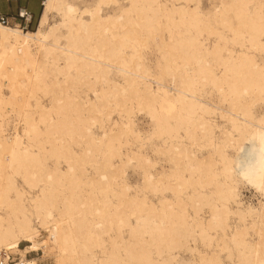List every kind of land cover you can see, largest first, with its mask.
<instances>
[{"label":"bare ground","instance_id":"obj_1","mask_svg":"<svg viewBox=\"0 0 264 264\" xmlns=\"http://www.w3.org/2000/svg\"><path fill=\"white\" fill-rule=\"evenodd\" d=\"M193 1L125 0L122 5L119 0H93L80 7L72 0H43L34 29L0 22V77L11 88L20 74L17 86L29 96L40 94L33 104L14 100L17 86L8 96L0 94V170L6 168L0 182V206L5 208L0 251L17 248L18 264H36L24 255L47 242L56 252L53 264H264V193L240 182L233 170L238 157L259 167L264 113L255 107L264 104V0H220L209 11ZM111 4L120 6L103 12ZM156 13L165 19L160 21ZM54 15L59 18L51 22ZM159 21L167 29L158 52L167 53L161 70L170 75L168 81L143 65L137 50L136 35ZM125 25L115 39L113 28ZM81 78L93 99L78 90L71 97L55 95ZM98 79L104 89L95 87ZM41 94L49 95V105L39 100ZM110 101L123 105L127 115L134 107L147 114L151 129L146 137L163 138L171 162L167 171L150 172L152 164L139 149L122 151L123 128L134 139L140 137L131 129L130 117L117 130L112 131L113 121L99 136L92 132L91 123L99 120L93 112ZM70 104L74 116L66 119ZM9 108L21 124L13 132L3 127ZM66 135L77 138L69 143ZM50 137L54 143L46 148ZM73 144H81V151H74ZM97 153L98 159L93 158ZM51 154L66 161L65 169L58 160L46 165ZM132 161L144 167V187L154 191L167 186L175 201L161 196L157 208L145 191L127 195L123 174ZM88 162L96 163V174L82 179ZM63 186L67 193L59 198ZM240 187L254 190L257 203L244 206ZM173 204L179 209L174 211ZM205 209L208 218L200 216ZM123 225L129 229L127 239L120 236ZM40 227L48 235L37 242ZM107 231L114 235L102 237ZM197 237L203 246L214 241L218 249L209 254L196 249ZM21 241L26 244L18 248ZM179 248L192 257H181Z\"/></svg>","mask_w":264,"mask_h":264},{"label":"rangeland","instance_id":"obj_2","mask_svg":"<svg viewBox=\"0 0 264 264\" xmlns=\"http://www.w3.org/2000/svg\"><path fill=\"white\" fill-rule=\"evenodd\" d=\"M72 1L73 2L75 1L74 3L78 4L80 7H82L84 5H89V4H91L93 2V0H72ZM119 1L121 2L122 5L125 4V0H119ZM219 1L220 0H199L198 6H199L200 10L209 11V10L212 9V7L214 5H216V4L218 5ZM42 2H43V0H0V15H7L8 16V18H9L8 25H10V26H16V27H18V28H20L22 30H28V29L32 30V29H34L36 27L37 20H38V17H39L41 8H42ZM119 6H120V4H118V5L117 4H114V5L111 4L109 6H105V7H103V12H114V11H117ZM23 9H26L27 11H30L32 13V15H33L32 21L30 23H28L27 25L25 23H23V20L19 21L18 19L15 18V14H17V12L19 10H23ZM153 14L155 15V13H153ZM156 14H158V13H156ZM154 15H152V16L155 17ZM157 16L159 17L161 15L158 14ZM12 17H14V18H12ZM162 17L163 16H161L160 21H163L165 19V17H163V18ZM58 18L59 17L57 15H54L53 17L51 16L50 17V21L53 22L54 20H58ZM135 18H138V17H136V15H135ZM160 21H159V23L155 22L154 29L153 28H151L150 30L146 29V30L143 31V33L136 35V37L138 38V40L140 42V45L137 47V50H138L139 54L142 55V59L139 58V60L144 63L143 65L147 64L146 67L148 68V66H149L152 73H157V75H159V76L161 75L160 77L162 78L163 81H168V78H170V75H168V74L162 75L165 72H163L161 70V69H163L161 66H163V64L165 63V60H167V56H166L167 53H165V50H159L160 53L158 52V49L163 47V44L161 43V42H163L162 38H165V40H167V29L164 27L163 23H161ZM15 24H17V25H15ZM159 25H161V26H159ZM125 27H127V25L123 26L119 30L113 28V32L116 33V36H114L115 39H117V37L120 36L121 32H123L124 29L126 30ZM155 28H157V29H155ZM226 32H228V31H226ZM138 52H136V53L138 54ZM42 60L43 59L41 58L40 61H42ZM29 70H30V68L27 71L28 73H29ZM167 75H168V77H167ZM18 78L22 79L23 76L19 74L16 77V79H14V82L15 81L16 82L10 88V87H7V84H6L7 82L2 77H0V94L2 96L10 95V93H11L10 89H12L13 87L15 88L17 86V84H19V83H17V81L19 80ZM74 80L72 82H68V84H66L67 87L65 88V90L67 89L66 90L67 92L63 89L64 92H62V90H60L55 95L66 98L67 96L71 97V95L75 94L78 91H79V93H81V95H83L84 91H85L88 94V97L93 99V95L91 93V89L90 88L88 89V84L84 83L82 78L78 79V80L76 79L75 80L76 82ZM84 81H85V79H84ZM99 81L100 80L98 79L96 81L97 83L95 82V87L97 86L96 88L100 89V86H101V89H104L105 88V84L103 82H101V81L98 84ZM69 84H71V87L69 86ZM152 85L154 86V84H152ZM21 87L22 86H20V87L17 86L16 87L18 91L15 93V97H14L15 99L14 100H16L17 98H20V100L21 99H27L30 103L33 104V102L35 100V95H39L40 96V94H35L34 92H33L34 94L31 93V95H34V96H29L30 93L29 92H28L29 94L26 93L24 88H21ZM72 88H74V89H72ZM153 88H155V87H153ZM48 98H49L48 94H41V97H39V100L42 101L44 105H49V102H48L49 99ZM75 99H77V98H75ZM109 104L110 105H108V106L106 105L107 107L106 106H101V108H99V111L97 110V111L93 112V115H95V117L96 116L99 117V120L93 121L95 123H93V122L91 123L92 125H90V126H91L92 132L96 136H99L102 133V129L106 128V130H108V128L112 127L113 123H111V122H113V121L116 122V125L113 127L112 131L117 130L116 126L119 127L121 125V122H123L127 117H130V119L133 120L132 121L133 125H132L131 129L134 130V132L138 131V134L140 135V137L137 138V139L135 138L136 139L135 140L133 133L132 134L129 133V132H128L129 134L125 133V132H127L128 129L126 127L123 128L122 130H124L125 134L122 133L121 136H120V138H121V140L123 142V144L121 146L122 151L130 152V151H137V149H139L142 154H145L149 158V160H150V162L152 164L151 166L148 167L150 172L155 173L157 171H160L161 169H164L165 171H167V167H169V165H171V162H169L170 160H169V158L167 156V153H166L167 151L164 150L165 149V147H164L165 144L162 141L163 138L161 137V135L160 136L158 135L159 137H157V138H155L156 137L155 135H152L150 137H146V135L148 134V132L151 129V123H150V121L148 119L147 114L143 110L137 111L136 110L137 108L134 107L133 110H132V115H130V113L127 115L124 112H122L123 105L118 106L119 105L118 103L117 104H113L112 101H110ZM71 106L72 105L70 104V106H69L70 111L65 112L67 114V115L65 114L66 119L74 116L72 114L74 111L72 110V108H70ZM12 107H14V106H12ZM263 108H264V104H260V105H257L255 107V110H256L257 113H264V109ZM71 110H72V113H70ZM108 111L110 113L106 114ZM87 112L88 111H86V112L82 111L81 113L87 116L89 114V112L88 113ZM68 113H69V117H67ZM103 114H104V116L105 115H107V116L109 115V117H108L109 119H107L106 121H103L105 118H107V116L105 118H103L104 117ZM4 115H5V118H4V121H3V127L5 129V132H13V127L14 126H16L15 127L16 130H18L20 128L21 124L18 121L19 119L16 116L15 111H13L12 108L7 109V111H5ZM218 120L221 123V125H224L223 119H218ZM99 121L101 122V125H100ZM102 121H103V124H102ZM122 127H124V126H122ZM66 136H64V138L66 139V142L70 141L69 143L74 141L73 137H76L74 135H72V138H70L68 136L66 137ZM49 139L52 142L51 137L48 138V140H45L44 145H45V147L47 145L46 148H49L54 143V142H52V143L50 142L51 144L49 145L47 143V142H49ZM125 140L127 142H125V145H124V141ZM71 147L76 152H79L82 149V145L81 144H79V145L73 144ZM229 153L233 154L234 150H229ZM205 154L206 153H203V155H205ZM99 155L100 154L97 153L96 156H93V158L95 157V159H98L97 157H99ZM55 160H58L60 162L59 163L60 168L65 169L64 167H66V165H65L66 161H64V159H62V157H55V155H53V154H51V156L47 155V158L45 159L46 165L51 167L53 161H55ZM112 160L116 161V162L118 161L117 157L114 154L112 155ZM84 164L86 166L83 165L84 174L81 175L82 179L85 178V176H93V175L96 174L94 172V168H93L94 167L93 165H95L96 163L88 162V163H84ZM141 165H142L141 163H136V162L132 161V162H130L129 164H127L125 166V171H124L123 176H124L125 182L129 186V188L126 191V194L127 195H132V194L140 195L143 191H145L144 193L147 195V200L149 202L153 203L157 208L159 207L158 206L159 205L158 204V199L161 196H164V197H166L168 199L172 197L170 200L174 202L175 199H176V196H175V194L173 192H171L172 190H170L169 188H166L167 186H165V188H163V189L157 188L154 191L150 190V188H148V187L146 188V186L144 187V182H143V178H142L143 177L142 174H143V171H144V167H141ZM5 173H6V168L4 166H2V168L0 170V174H1L0 175V182L4 181ZM87 173H88V175H87ZM162 179H163L162 183L166 184L167 177L166 178H162ZM16 181L18 183H21V180L18 177L16 178ZM169 181L170 182H174L175 181L174 177H172ZM162 187H163V185H162ZM63 188H64V186L60 187L58 189L59 194L61 193L59 195V198H61L60 196L63 193L64 194L67 193L66 192L67 190H65ZM167 189H169V190L167 191ZM240 190L242 191V196H241L242 199H241V201L242 202L244 201L243 202L244 206L247 205V204L254 205V204L257 203V198L259 199V197H258V194L254 192V190H252L251 188H248V187H240ZM34 191L35 190H32V193H34ZM159 191H163V192H159ZM179 197L180 198L182 197V199H185L184 198V194H180ZM58 204H59V202H58ZM178 207L179 206L177 204H173L172 209L175 211V210L179 209ZM125 209H126V213H127L129 208L125 207ZM0 214H5V208L2 207V206H0ZM201 215H202V218H208L207 210L205 209L204 212H201L200 216ZM127 216H128V220L129 221H133V214H128ZM89 217H90V215H89ZM230 223L231 224L233 223L232 219H231ZM121 228L122 229H121V232H120V236L123 237L124 239H127L129 237V232H128L129 229H128L127 225H123ZM112 229H115V228L113 227ZM108 234H113L114 235V232L113 231H107V232H103L101 235H102V237L106 238ZM47 235H48V233L44 230V228L40 227L39 228V235L36 237V241L37 242L42 241L43 239L46 238ZM135 235L136 236H140L141 238L142 237H146L145 233H143L142 236H141V235H139V233L136 232ZM196 240L198 241V242L195 241L196 249H199L202 252L205 251L206 254L207 253L209 254L212 249H215V250L218 249L217 247L213 246V244L215 243L214 241L213 242L211 241L212 243H210L209 247H208V246H203L199 242V238L198 237L196 238ZM25 244H26V241H21L18 244V248L23 247ZM38 247H39V249H37L35 251H29V253L25 254L26 257L24 255V259L25 258L33 259V260H35L36 264H53L56 252H55V249L51 246V244H48V242H47L46 246L41 244V245H38ZM204 248H205V250H204ZM179 249H178L179 250V255L181 257L186 258V259L192 257V254H190L187 250H184L183 248H179ZM11 250H12L11 252L15 256V258H18L19 254H20L19 250L17 248H12ZM221 254H224V252H222ZM20 257H21V255H20ZM195 257L197 258L198 256L196 255ZM65 262L66 263H64V264H71L70 261L69 262L65 261ZM133 264H135V263L133 262Z\"/></svg>","mask_w":264,"mask_h":264},{"label":"snow or ice","instance_id":"obj_3","mask_svg":"<svg viewBox=\"0 0 264 264\" xmlns=\"http://www.w3.org/2000/svg\"><path fill=\"white\" fill-rule=\"evenodd\" d=\"M260 143L259 167L257 168L250 160H244L238 157L233 170L240 182L253 185L261 193H264V127L261 129ZM0 264H3V262L0 261Z\"/></svg>","mask_w":264,"mask_h":264},{"label":"built area","instance_id":"obj_4","mask_svg":"<svg viewBox=\"0 0 264 264\" xmlns=\"http://www.w3.org/2000/svg\"><path fill=\"white\" fill-rule=\"evenodd\" d=\"M14 18V17H12ZM15 18L19 21L23 20V23L26 25L32 21L33 15L30 11H27L26 9L19 10L17 14H15ZM9 18L7 15H0V22L4 24L9 23ZM19 257L15 258L13 253L10 250H4L2 249L0 251V261L3 262V264H18Z\"/></svg>","mask_w":264,"mask_h":264}]
</instances>
